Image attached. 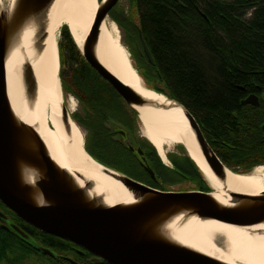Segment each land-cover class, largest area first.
Here are the masks:
<instances>
[{
	"label": "water",
	"instance_id": "obj_1",
	"mask_svg": "<svg viewBox=\"0 0 264 264\" xmlns=\"http://www.w3.org/2000/svg\"><path fill=\"white\" fill-rule=\"evenodd\" d=\"M55 1L17 0L10 14L0 11V202L39 232L68 241L107 264H226L175 242L165 233L166 224L178 215H188L238 228L259 226L264 224V193L250 196L229 192L231 204L225 205L213 197V188L203 175L208 187L206 192L164 191L147 186L95 160L103 166L106 174L121 182L135 198L133 204L110 207L103 203V198L89 195L92 181L80 174H75V177L61 168L52 159L35 128L21 121L13 111L6 84L9 53L27 24L34 22L40 29H45L47 14ZM118 1H101L94 26L82 48L76 45L87 64L114 88L143 125L136 106L163 111L173 107L168 102L159 104L143 98L100 62L97 55L100 28ZM140 40L144 55L154 65L141 34ZM59 63L58 78L63 92L60 51ZM132 66L137 71L133 62ZM22 81L27 93L35 92L37 82L33 66L27 62L22 67ZM166 99L182 110L213 175L226 183L227 172L240 174L225 166L205 139L195 118L177 101L168 97ZM258 100L257 96L251 95L242 105L258 106ZM61 111L66 125L70 121L75 123L64 94ZM181 146L188 149L187 145ZM140 164L154 177V171L141 161ZM78 180L84 181L85 186H79ZM13 229L22 238L29 239L18 226L13 225ZM38 250L48 256H55L49 249ZM67 260L77 264L69 258Z\"/></svg>",
	"mask_w": 264,
	"mask_h": 264
},
{
	"label": "trees",
	"instance_id": "obj_2",
	"mask_svg": "<svg viewBox=\"0 0 264 264\" xmlns=\"http://www.w3.org/2000/svg\"><path fill=\"white\" fill-rule=\"evenodd\" d=\"M132 2L139 13L135 35L142 48L135 54L146 72L147 86L177 101L195 118L205 139L226 167L247 173L264 165V106L241 104L251 95L262 97L264 101V0ZM140 34L154 65L143 53ZM59 51L64 91L81 95L88 125L100 126L103 112L114 107L116 95L103 85L105 80L84 60L66 26L60 32ZM66 66L69 72L65 77ZM128 115L129 122L136 121L139 126L138 117L130 108ZM91 132L94 140L109 150L111 157L116 155L129 161L120 145L99 129ZM147 145L155 163L170 172L153 146L148 142ZM86 150L98 162L117 169L93 156L87 146ZM176 164L181 171H186L187 165L192 168L193 190L208 191L202 174L188 156ZM13 217L18 223H25L14 214ZM33 236L55 254L52 257L41 253L42 258L52 264H71L67 259L71 258L68 253L72 252L74 244L39 231L33 232ZM15 240L20 249V241ZM28 250L32 255L39 254L35 248ZM90 256L87 253V257ZM23 257V254L17 256L13 249V264Z\"/></svg>",
	"mask_w": 264,
	"mask_h": 264
},
{
	"label": "bare ground",
	"instance_id": "obj_3",
	"mask_svg": "<svg viewBox=\"0 0 264 264\" xmlns=\"http://www.w3.org/2000/svg\"><path fill=\"white\" fill-rule=\"evenodd\" d=\"M16 1L0 0V11L10 14ZM82 3L91 8L92 16L87 24L81 25L80 13L85 10ZM98 8L97 0H56L47 14L45 29L42 26L40 29L33 22L27 24L19 34L7 59L6 84L13 111L21 121L35 128L52 159L73 176L80 174L92 181L89 195L103 198V203L112 207L133 204L135 198L86 152L84 134L78 126L73 121L68 125L64 123L61 111L63 92L58 78V36L61 28L68 27L75 43L82 48ZM97 55L103 66L143 98L159 104L168 102L173 107L167 111L148 106L135 107L143 123L142 135L153 146L161 161L166 163L167 153L184 144L188 148L185 149L186 154L212 186L213 197L218 202L230 205L229 192L250 196L264 193V166L257 167L249 174L227 172L226 183L213 175L182 110L176 108L174 102L167 101L164 95L146 87L132 66L115 24H102ZM26 62L33 66L37 82L36 90L31 94L25 91L22 81V67ZM68 104L70 113L74 112L76 101L70 98ZM78 184L85 186L82 180H78ZM164 230L175 242L226 264H264V224L238 228L178 215L166 224Z\"/></svg>",
	"mask_w": 264,
	"mask_h": 264
},
{
	"label": "flooded vegetation",
	"instance_id": "obj_4",
	"mask_svg": "<svg viewBox=\"0 0 264 264\" xmlns=\"http://www.w3.org/2000/svg\"><path fill=\"white\" fill-rule=\"evenodd\" d=\"M123 32H124V38H125L124 42L126 44V47L129 49V51H131L133 49V47H135V49H136L137 48L136 47L137 42H136L135 37L132 36L131 34H129L127 31L123 30ZM133 58H135L136 60H139V62H140V58L138 56H133ZM102 83H103V85L107 86L106 88H108V90H111L116 95V98H115L116 103H115L114 107H111L108 109V111L110 110V112L108 114H107L108 111L106 113H105V111L103 112L102 116L104 115L103 116L104 119H103V122L100 123V126L92 127V126L88 125V118H87L85 107H84L85 105L82 102L83 100L80 98L81 95L80 96H77V95L74 96L73 95L74 98L79 102V104L81 106H83L82 114L81 115L77 114V116L79 117L78 120L80 122H82L83 125H85L84 127L88 128L90 132H91V130L99 129L101 131V134H103L104 136H108L109 139L112 142H114L116 145H120L123 153L128 155V157L130 158L129 161H127V163L130 164L129 166L133 165L134 167L139 168L141 170V172L143 171L144 174L146 175V176L145 175L144 176L148 179L150 178V180H151L150 175L147 174V172L142 169V167L140 166V163L137 161V158L139 159V156L142 157V154H143V156H145V152H144L145 151V146H144L145 143L143 140H141L143 138L138 131V128H137L138 125H137L136 121L135 122H129V115H128L129 107L123 101L121 96L114 90V88L107 81H104ZM262 96H264V94ZM258 101H259L258 106H253V105H248V106H251V107H260L261 105L264 106V101L262 100V97L259 98ZM242 102H241V104H242ZM118 126L123 128V129L116 130V127H118ZM115 154H117V153H115ZM146 155L148 156V154H146ZM115 156H112L111 160H113L114 158H118ZM148 157L151 158V160H152V156H148ZM118 159H120V158H118ZM186 168H187L186 171L178 170L177 165H176V161H173L172 168L170 169L171 171L169 172L168 170H165L161 166H159L158 164L154 163L155 178H157L160 183L162 181L167 183L168 175L170 178H171V176L174 178L186 177V179L187 180L189 179V181H190L192 178V169L189 165H187ZM118 171H120V170H118ZM120 172H122V171H120ZM122 173L125 174L124 172H122ZM125 175L130 177V178H133V179H135V180H137V181H139V182H141L147 186L159 189V186L155 182H152V183L147 182V181L145 182L144 180H142V178L140 179V178L132 177L131 175H127V174H125ZM148 183L153 184V186L149 185ZM162 190H164V189H162ZM181 192H183V191H181ZM2 215H4L5 217H3ZM13 225H16V226L18 225V227L21 229V231H23L29 237V239L22 238L13 229ZM35 231H38V230H36L35 228H33L32 226H30L26 223H22V222L18 223L16 218L13 217V212L10 211L9 209H7L0 202V264H13V249L15 250L17 248V241L15 239H18L20 241L19 242L20 248L22 246V247H25L27 249L28 248L29 249L35 248L37 250H38V248L48 249L46 246L42 245L33 236V232H35ZM72 251H74L78 256H80V258H79L80 260H86L87 263L85 262L84 264H88V262H92V264H107V263H104L103 261L96 259L93 255H91L90 253L86 252L85 250L79 248L76 245H74V247L72 248ZM37 253H42V252L39 251ZM87 253L91 255L89 258L87 257ZM42 254H44V253H42ZM60 257H64V256H60ZM69 259L72 260V258H69ZM78 264H82V263L78 262Z\"/></svg>",
	"mask_w": 264,
	"mask_h": 264
},
{
	"label": "rangeland",
	"instance_id": "obj_5",
	"mask_svg": "<svg viewBox=\"0 0 264 264\" xmlns=\"http://www.w3.org/2000/svg\"><path fill=\"white\" fill-rule=\"evenodd\" d=\"M97 1L99 2V8H100L102 0L101 1L97 0ZM82 6L85 8V10H84V12L80 13V24L81 25H82V23L87 24L89 22V20L91 19V16H92L91 8L88 5L87 6L89 8L86 7L83 3H82ZM97 12H98V10H97ZM97 12L95 14V17H94V20H93V23L91 25L90 30L94 26L95 19H96V16H97ZM105 22L107 24H115L117 26V28L119 29V32H120V35H121L122 45L128 51V53L130 55V58L132 59V62L138 67V69H140L139 73H141L143 83L147 86V79H145L146 78L145 77L146 72H145L144 69H142L140 67L139 60H136L135 58H133V56H138V55L135 54V52L136 51L140 52L142 48H141V46H139V42L137 41V39H136L137 37L135 35V29L139 25V13H138L137 8L134 6L132 0H119L118 3L114 6V8L110 11V13L107 16ZM61 30H62V28H61ZM61 30H60V32H61ZM123 30L127 31L129 34H131L132 36L135 37L136 42H137V46H136L137 48L136 49H135V47H133V49L131 51H129V49L126 47V44L124 42L125 38H124ZM58 38L60 40V34H59ZM68 72L69 71H68V68L66 66L65 67V71H64L65 77L67 76ZM64 97H65V101H66L67 106H68V110H69L68 100L70 98H72V99H74L76 101L77 106L75 108V111L70 113V110H69V113H70L71 116L75 115V117H76L75 120L77 119L75 121V123L78 126V128L82 131V133L84 134L85 145L87 146L89 152H91L93 154V156H95V157H97V158H99L101 160L107 161L108 163L113 164L117 169H119L120 171L124 172L127 175H131L132 177H135V178H140V179L142 178V180H144L145 182L146 181L150 182V183L155 182L159 186V189H164L166 191H175V192L192 191L193 190V188L195 186V184L192 182L193 175H192V178H191L190 181H189V179L187 180L186 177L174 178V177L171 176V178L170 177L167 178L168 179L167 183L164 182V181H162L160 183L159 180L157 178H155V175L153 177L152 175L147 173L151 177V180H150V178L148 179V178L145 177L146 175L144 174L143 171L141 172V170L139 168H136L133 165L129 166L130 164L127 163V159L114 158L113 160H111V153L109 152V150L105 149L104 147H101L98 144V141L94 140V136L92 137V135H91L92 132H90L88 128L84 127L85 125H83V123L78 120L79 117L77 116V114H80V115L82 114L83 106H81L79 104V102L74 98L73 94L70 93V92H65L64 93ZM137 128H138V131H139L140 135L143 138L141 140H143L144 143H145L144 144V146H145V151H144L145 152V156H142V157L139 156V159L137 158V161L139 163H140V161L143 162L145 167H148L152 171H154V163H155V161L153 160V158L151 160V158L148 157V156H152V152L150 151V148L147 145L146 139L142 135V130H141L140 124H139V126H137ZM121 129H123V128H121L119 126L116 127V130H121ZM146 154H148V156ZM157 156H158V154H157ZM185 157H187L185 149H183V147H181V146H177V147L172 148L167 153V162L164 163L163 161H161V163L166 168L171 169L173 161H178L180 159H185ZM140 166L145 171L143 165L140 164ZM150 183H148V184L153 186V184H150ZM20 249H23V250L21 251ZM20 249L16 248L14 251H16L17 256H18V254H23L24 257L22 258V261H19L18 263H15V264H52L46 258H42L41 257L42 254L41 253H39L38 255L37 254H33L32 255L31 253H29V250L27 248L21 247ZM68 256H70L72 258V260L74 259L73 261H75L77 264H78V262H81L82 264H84L86 262V260H80L79 259L80 256H78L74 251H72V252L70 251L68 253Z\"/></svg>",
	"mask_w": 264,
	"mask_h": 264
}]
</instances>
